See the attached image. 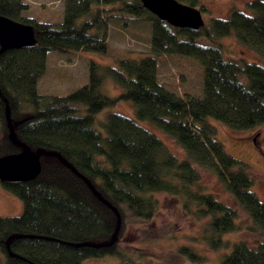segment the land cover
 <instances>
[{"label":"trees","instance_id":"trees-1","mask_svg":"<svg viewBox=\"0 0 264 264\" xmlns=\"http://www.w3.org/2000/svg\"><path fill=\"white\" fill-rule=\"evenodd\" d=\"M247 7L250 12L235 8L228 18L213 17L209 25L194 31L160 19L141 0H65L59 24L24 15L29 8L24 0H0V14L32 25L37 38L32 48L0 53V120L7 130L0 132V156L23 149L8 139V102L18 139L33 150L59 152L118 208L122 218L116 243L84 244L109 241L117 215L60 158L43 155L41 172L34 179L3 183L23 200L24 211L0 215V264H81L103 256H121L116 264H179L142 262L118 245L130 225L139 227L141 236L151 237L156 231L151 220L160 207L157 192L181 196L186 209L208 216L207 241L214 248H228L223 235L237 228L236 209L198 187V166L217 174L263 236L253 244L246 240L232 244L222 264H264V199L252 190L247 165L225 149L211 122L236 129L264 123V64L226 57L217 41L234 34L264 59V0H252ZM126 14L151 22L152 54L121 58L118 67L91 62L88 82L66 94L38 90L51 51L107 52L110 20ZM200 36L213 42L203 43ZM175 53L192 55L204 65L201 95H180L161 81L157 56ZM107 76L124 88L118 97L102 90ZM122 98L134 103L138 119L173 137L187 158L180 160L152 130L122 113H109L103 122L105 134L99 131L94 126L96 114ZM82 109L85 112L79 114ZM12 235L17 236L9 240ZM191 256L201 257L194 252Z\"/></svg>","mask_w":264,"mask_h":264},{"label":"rangeland","instance_id":"rangeland-1","mask_svg":"<svg viewBox=\"0 0 264 264\" xmlns=\"http://www.w3.org/2000/svg\"><path fill=\"white\" fill-rule=\"evenodd\" d=\"M24 1L29 4L28 10L24 13L26 16L40 17L57 24L63 19L65 0ZM250 1L252 0H196L195 6L197 8H201L202 5L206 7L202 15L205 25H209L213 17L228 18L235 8L250 12L247 7ZM114 13L118 12L113 11L112 14ZM83 20L84 18L79 22ZM198 39L203 43L213 42L206 36H200ZM150 40L151 22L146 17L137 18L135 15L126 14L125 18L118 16L111 18L107 52L86 49L69 52L51 51L47 57L46 71L39 79L38 90L44 94H66L80 88L88 82L91 62H96L102 67H118L121 58H140L152 54ZM217 41L222 45L226 57L245 58L248 61L264 64V59L234 34L223 36ZM157 58L159 77L169 89L180 95L186 93L201 95L203 93L204 65L196 57L175 53L161 54ZM102 90L111 97H118L124 88L113 78L107 76L103 80ZM83 109L79 111V114L85 112ZM111 112L122 113L137 119L140 124L158 135L167 148L180 160L187 158L185 149L173 137L154 126L150 121L138 119L135 105L128 99H119L96 114L94 126L103 134H105L103 122ZM211 122L217 128V138L223 143L225 149L247 165L246 168L253 179L252 190L261 200L264 199V123L249 129H236L217 120H211ZM0 132L2 135L7 133L1 120ZM198 170L200 172L198 187L205 192L212 193L215 198L236 209L237 228L223 235L228 248L226 246L214 248L207 241L205 235H207L206 231H209L208 216L198 215L196 209H186L181 196L168 192H157L155 196L160 201V207L151 220V226L156 231L150 233L151 237L141 236L139 227L130 225L118 240V245L123 247L124 253H131L142 262L222 264L223 256L235 242L246 240L253 244L263 239L261 232L253 227L249 214L238 204L217 174L199 166ZM23 211V200L0 181V215H20ZM182 247H187L189 251H183ZM193 252L201 257H192ZM121 260V256L89 257L81 264H116Z\"/></svg>","mask_w":264,"mask_h":264},{"label":"water","instance_id":"water-1","mask_svg":"<svg viewBox=\"0 0 264 264\" xmlns=\"http://www.w3.org/2000/svg\"><path fill=\"white\" fill-rule=\"evenodd\" d=\"M141 3L154 15L175 27L197 31L205 25L202 10L194 5L179 0H141ZM36 44L37 38L32 25L19 22L0 14V53L13 48H32L36 46ZM0 97H2L1 88ZM5 120L8 128V139L13 144L23 149L17 153L3 154L0 156V181L8 184L34 179L41 172V158L43 155L60 158L66 166L88 184L95 196L111 208L118 218L116 229L109 241L101 243L87 242L84 244L107 247L116 243L122 224V218L118 208L98 191L91 180L79 172L59 152L47 150L45 148L33 150L25 142L20 141L15 131V123L8 102L5 106ZM16 236L17 235L10 236L9 240Z\"/></svg>","mask_w":264,"mask_h":264}]
</instances>
